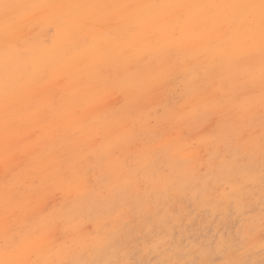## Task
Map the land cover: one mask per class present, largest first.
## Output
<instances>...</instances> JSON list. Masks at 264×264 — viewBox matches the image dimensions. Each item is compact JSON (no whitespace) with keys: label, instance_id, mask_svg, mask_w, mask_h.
I'll return each mask as SVG.
<instances>
[{"label":"rangeland","instance_id":"obj_1","mask_svg":"<svg viewBox=\"0 0 264 264\" xmlns=\"http://www.w3.org/2000/svg\"><path fill=\"white\" fill-rule=\"evenodd\" d=\"M262 5L0 0V264H264Z\"/></svg>","mask_w":264,"mask_h":264},{"label":"bare ground","instance_id":"obj_2","mask_svg":"<svg viewBox=\"0 0 264 264\" xmlns=\"http://www.w3.org/2000/svg\"><path fill=\"white\" fill-rule=\"evenodd\" d=\"M83 1H84V0H83ZM234 4H235V3H234ZM85 14H86L88 17H90V18H91V17H95V13L92 12L91 10H88L87 13H85ZM257 14L260 15V13H257ZM36 15H37V14H36ZM51 29H52V28H51ZM23 31H25V28H24ZM41 39H42V38H41ZM43 39H45V36H44ZM43 39H42V40H43ZM78 41H79V40H78ZM26 47H27V46H26ZM0 53H1V52H0ZM1 57H2V56H1ZM84 61H85V60H84ZM18 63H20V62H18ZM10 70H12V69H11L10 67H8V71H10ZM20 81H21V80H20ZM37 84H38V83H37ZM205 94H206V93H205ZM53 96H54V95H53ZM4 97H5V96H4ZM2 101H3V100H2ZM12 104H13V103H12ZM16 106H17V105H16ZM107 106H108V105H107ZM8 107H9V106H8ZM20 107H21V106H20ZM3 110H4V109H2V111H3ZM20 110H21V109H20ZM43 113H46V112H44V110H43ZM78 113H79V112H78ZM7 115H8V114H7ZM45 115H47V114H45ZM77 115H78V114H77ZM99 117H100V116H99ZM46 118H48V116H47ZM0 120H1V119H0ZM4 121H5V120H4ZM6 121H7V120H6ZM34 121H35V120H34ZM35 122H36V121H35ZM35 122H34V123H35ZM58 122H59V121H58ZM12 123H13V122H12ZM32 123H33V122H32ZM39 123H40V122H39ZM127 123H128V122H127ZM0 124H1V123H0ZM2 124H3V123H2ZM63 124H64V123H63ZM14 125H15V124H14ZM20 125H21V123H20ZM33 125H34V124H33ZM125 125H126V124H125ZM8 126H10V125H8ZM22 126H23V125H22ZM26 126H27V124H26ZM42 126H43V125H42ZM126 126H127V125H126ZM2 127H3V125H2ZM2 127H1V128H2ZM11 127H12V126H11ZM31 127H32V125H31ZM37 127H39V126H37ZM123 127H124V126H123ZM4 128H5V127H4ZM6 128H9V127L6 126ZM120 128H121V127H120ZM124 128H125V127H124ZM185 128H186V127H185ZM26 129H28V128H26ZM84 129H85V127H84ZM117 129H119V128H117ZM3 131H4V130H3ZM51 131H52V130H51ZM80 131H81V130H80ZM0 132H1V129H0ZM52 132H53V131H52ZM90 132H91V131H90ZM114 132H115V131H114ZM114 132H113V133H114ZM116 132H117V131H116ZM7 133H8V132H7ZM9 133H10V132H9ZM54 133H55V132H53V134H54ZM109 133H110V132H109ZM2 134H3V133H2ZM49 134H50V133H49ZM51 134H52V133H51ZM57 134H58V132H57ZM74 134H75V133H74ZM35 135H36V134H35ZM37 135H38V134H37ZM42 135H44V134L42 133ZM9 136H10V135H9ZM23 136H24V135H23ZM38 136H39V135H38ZM42 137H43V136H42ZM80 137H81V136H80ZM4 138L7 139L8 136L6 137V135H5ZM43 139H44V137H43ZM46 139H47V138H46ZM84 139H85V138H84ZM9 140H10V139H9ZM11 140H12V139H11ZM2 141H3V140H2ZM31 141H33V140H31ZM39 141H40V140H39ZM0 142H1V140H0ZM44 142L46 143V141H44ZM87 142H88V141H87ZM2 143H3V142H2ZM10 143H11V142H10ZM10 143H9V144H10ZM25 143H26V142H25ZM48 143H50V142H48ZM23 144H24V143H23ZM36 144H37V142H36ZM0 145H1V144H0ZM13 145H14V144H13ZM18 145H19V143H18ZM70 145H71V144H70ZM89 145H90V144H89ZM89 145H88V146H89ZM171 145H172V144H171ZM181 145H182V144H181ZM10 146H11V145H10ZM56 148H57V147H56ZM179 148H181V147H179ZM31 149H32V148H31ZM38 149H39V148H38ZM64 149H65V148H64ZM183 149H184V148H183ZM0 150H1V149H0ZM8 150H9V149H8ZM181 150H182V149H181ZM1 151H2V150H1ZM6 151H7V150H6ZM6 151H5V152H6ZM11 151H12V150H11ZM20 151H21V150H20ZM26 151H27V150H26ZM28 151H29V150H28ZM35 151H36V150H35ZM81 151H82V150H81ZM84 151H85V150H84ZM89 151H90V150H89ZM21 152H22V151H21ZM45 152H46V151H45ZM66 152H67V151H66ZM69 152H70V151H69ZM17 153H18V152H17ZM24 153H25V152H24ZM27 153H28V152H27ZM67 153H68V152H67ZM87 153H88V152H87ZM3 154L6 155V153H3ZM41 154H42V153H41ZM45 154H46V153H45ZM64 154H65V152H64ZM1 155H2V154H0V156H1ZM4 155H3V156H4ZM24 155H25V154H24ZM38 155H39V154H37L36 157H37ZM42 155H44V154H42ZM3 156H2V157H3ZM6 156H7V155H6ZM9 156H11V155H9ZM51 156H52V155H51ZM71 156H72V155H71ZM46 157H47V156H46ZM48 157H50V155H49ZM10 158H11V157H10ZM37 158H38V157H37ZM70 158H71V157H70ZM70 158H69V159H70ZM89 158H90V157H89ZM89 158H88V159H89ZM12 159H13V158H12ZM73 159H74V158H73ZM76 159H77V158H76ZM28 160H29V159H28ZM48 160H49V159H48ZM91 160H92V159H91ZM11 161H12V160H11ZM9 162H10V160H9ZM13 162H14V161H13ZM27 162H28V161H27ZM47 162H49V161H47ZM77 162H78V160H77ZM110 162H111V161H110ZM154 162H156V160H155ZM29 163H30V162H29ZM36 163H37V162H36ZM41 163H42V162H41ZM57 163H58V162H57ZM61 163H62V162H61ZM64 163H65V162H64ZM80 163H81V162H80ZM80 163H79V164H80ZM84 163H85V162H84ZM84 163H83V164H84ZM0 164H1V163H0ZM33 164H34V163H33ZM49 164H50V163H49ZM83 164H82V165H83ZM110 164H111V163H110ZM177 164H178V163H177ZM4 165H5V164H4ZM12 165H13V164H12ZM40 165H41V164H40ZM47 165H48V164H47ZM53 165H54V164H53ZM63 165H64V164H63ZM66 165H67V164H66ZM76 165H77V163H76ZM104 165H105V164H104ZM134 165H135V164H134ZM32 166H33V165H32ZM74 166H75V165H74ZM74 166H73V167H74ZM135 166H136V165H135ZM153 166H154V165H153ZM155 166H156V165H155ZM157 166H158V165H157ZM25 167H26V166H25ZM44 167H45V165H44ZM55 167H56V165H55ZM57 167H58V168H61L62 166H61V167H60V166H57ZM75 167H76V166H75ZM75 167H74V168H75ZM84 167H85V166H84ZM89 167H91V166H89ZM107 167H108V166H107ZM111 167H113V166H111ZM116 167H117V166H116ZM148 167H149V166H148ZM5 168H6V167H5ZM5 168H4V169H5ZM7 168H9V167H7ZM35 168H37V167H35ZM39 168H40V167H39ZM65 168H66V167H65ZM82 168H83V167H82ZM85 168H86V167H85ZM103 168H104V167H103ZM136 168H137V167H136ZM43 169H44V168H43ZM43 169H42V170H43ZM53 169H54L53 166H48V168L45 167L44 170L47 171V172H50V171L53 170ZM66 169H67V168H66ZM80 169H81V168H80ZM13 170H14V169H13ZM76 170H77V169H76ZM60 171H62V170H60ZM65 171H66V170H65ZM82 171H84V170H82ZM82 171H81V172H82ZM8 172L10 173V171H8ZM41 172H42V171H41ZM62 172H63V171H62ZM74 172H75V171H74ZM90 172H91V171H90ZM103 172H105V171H103ZM116 172H117V171H116ZM119 172H120V171H119ZM13 173H14V172H13ZM30 173H31V172H30ZM51 173H52V172H51ZM64 173H65V172H64ZM112 173H113V171H112ZM166 173H167V172H166ZM38 174H39V173H38ZM43 174H44V173H43ZM58 174H59V173H58ZM62 174H63V173H62ZM66 174H67V172H66ZM68 174H69V173H68ZM77 174H78V171H77ZM95 174H96V173H95ZM116 174H118V173H116ZM16 175H17V174H16ZM137 175H139V174H137ZM137 175H136V176H137ZM2 176H3V174H2ZM29 176H30V175H29ZM38 176H39V175H38ZM49 176H50V174H49ZM66 176H68V175H66ZM75 176H76V175H75ZM79 176H81V175L79 174ZM122 176H123V174H122ZM122 176H121V177H122ZM43 177H44V176H43ZM47 177H48V176H47ZM54 177H55V176H54ZM57 177H58V176H57ZM83 177H84V176H83ZM125 177H126V175H125ZM44 178H45V177H44ZM59 178H60V177H59ZM78 178H79V177H78ZM81 178H82V177H81ZM81 178H80V179H81ZM2 179H3V177H2ZM45 179H46V178H45ZM55 179H56V178H55ZM55 179H54V180H55ZM64 179H65V178H64ZM66 179H67V178H66ZM92 179H94V178L92 177ZM120 179H121V178H120ZM3 180H4V179H3ZM52 180H53V179H52ZM58 180H59V179H58ZM60 180H61V178H60ZM9 181H10V180H9ZM36 181H37V180H36ZM41 181L43 182V180H41ZM120 181H121V180H120ZM7 182H8V181H7ZM42 182H41V183H42ZM73 182H74V180H73ZM92 182H93V181H92ZM96 182H97V181H96ZM98 182H99V181H98ZM130 182H131V180H130ZM154 182H155V181H154ZM0 183H1V182H0ZM5 183H6V182H5ZM9 183H10V182H9ZM29 183H30V182H29ZM65 183H66V182H64V184H65ZM75 183H76V182H75ZM137 183H138V182H137ZM207 183H208V182H207ZM43 184H44V183H43ZM43 184H42V185H43ZM48 184H49V183H48ZM64 184H63V185H64ZM72 184H73V183H72ZM72 184H71V186H72ZM132 184H133V183H132ZM13 185H14V184H13ZM25 185H26V184H25ZM30 185H31V184H30ZM44 185H45V184H44ZM58 185H59V186H63V185H60V184H58ZM77 185H78V184H77ZM98 185H99V184H98ZM155 185H156V184H155ZM186 185H187V184H186ZM16 186H17V185H16ZM73 186H74V185H73ZM129 186H130V185H129ZM131 186H132V185H131ZM131 186H130V187H131ZM153 186H154V185H153ZM221 186H222V185H221ZM29 187H30V186H29ZM69 187H70V185H69ZM82 187H84V186H82ZM97 187H98V186H97ZM100 187H102V186H100ZM100 187H99V188H100ZM7 188H8V187H7ZM8 189H9V188H8ZM21 189H22V188H21ZM21 189H19V190H21ZM44 189H45V188H44ZM47 189H48V188H47ZM63 189H64V187H63ZM63 189H62V190H63ZM80 189H81V188H80ZM159 189H160V188H159ZM161 189H162V188H161ZM14 190H15V189H14ZM25 190H26V188H25ZM40 190H41V189H40ZM99 190H100V189H99ZM4 191H5V189H4ZM15 191H16V190H15ZM22 191H23V190H22ZM36 191H38V190H36ZM43 191H44V190H43ZM49 191H51V190H49ZM217 191H218V190H217ZM0 192H1V191H0ZM16 192H17V191H16ZM45 192H46V190H45ZM51 192H52V191H51ZM65 192H66V191H65ZM73 192H74V190H73ZM75 192H76V191H75ZM75 192H74V193H75ZM5 193H6V192H5ZM11 193H12V192H11ZM19 193H20V192H19ZM71 193H72V192H71ZM159 193H160V191H159ZM36 194H37V193H36ZM137 194H138V193H137ZM217 194H218V193H217ZM217 194H216V195H217ZM3 195H4V194H3ZM12 195H14V193H13ZM47 195H49V194L47 193ZM61 195H62V194H61ZM72 195H74V194H72ZM38 196H39V195H38ZM38 196H37V197H38ZM40 196H41V195H40ZM77 196H78V195H76V197H77ZM16 197H17V196H16ZM32 197H33V196H32ZM32 197H30V198H32ZM34 198H35V197H34ZM44 198H45V197H44ZM64 198L66 199V197H64ZM0 199H2V198H0ZM19 199H20V198H19ZM19 199H17V200H19ZM45 199H46V198H45ZM51 199H52V198H51ZM58 199H59V198H58ZM68 199H70V198H68ZM71 199H72V197H71ZM78 199H80V198H78ZM78 199H77V201H78ZM127 199H128V198H127ZM29 200H30V199H29ZM43 200H44V199H43ZM46 200H47V199H46ZM54 200H55V199H54ZM59 200H60V199H59ZM63 200H64V199L62 198V201H63ZM21 201H22V200H21ZM27 201H28V200H27ZM47 201H48V200H47ZM66 201H67V199H66ZM69 202H70V201H69ZM71 202H72V201H71ZM74 202H75V201H74ZM95 202H96V200H95ZM148 202H149V201H148ZM31 203H32V202H31ZM34 203H35V202H34ZM50 203H51V201L49 202V204H50ZM54 203H55V202H54ZM47 204H48V203H47ZM51 204H52V203H51ZM51 204H50V205H51ZM59 204H61V202H60ZM59 204H57V206H58ZM16 205H17V204H16ZM30 205H31V204H30ZM70 205H71V203H70ZM17 206H18V205H17ZM28 206H29V205H28ZM52 206H53V204H52ZM67 206H68V205H67ZM115 206H116V205H115ZM29 207H30V206H29ZM39 207H40V206H39ZM41 207H42V206H41ZM43 207H44V206H43ZM45 207H46V206H45ZM69 207H70V206H69ZM4 208H5V207H4ZM21 208L23 209V207H21ZM27 208H28V207H27ZM52 208H54V207H52ZM62 208H63V206H62ZM62 208H61V209H62ZM83 208H84V207H83ZM66 209H67V207H66ZM66 209H64V210H66ZM94 209H95V208H94ZM34 210H36V209H34ZM47 210H48V209H47ZM22 211H23V210H22ZM60 211H61V210H60ZM91 211H92V210H91ZM27 213H29V211H28ZM94 213H95V212H94ZM1 214H2V211H1ZM1 214H0V215H1ZM12 214H13V213H12ZM15 214H16V213H15ZM15 214H14V215H15ZM20 214H21V213H20ZM45 214H46V212H45ZM86 214H87V213H86ZM90 215H91V214H90ZM6 216H7V215H6ZM31 216H32V215H31ZM83 217H84V216H83ZM12 218H13V217H12ZM21 219H22V218H21ZM102 219H103V217H102ZM4 220H5V219H4ZM19 220H20V219H19ZM2 221H3V220H2ZM2 221H0V222H2ZM17 221H18V220H17ZM16 223H17V222H16ZM6 225H7V224H6ZM6 225H5V226H6ZM16 225H17V224H16ZM25 227H26V226H25ZM18 228H19V227H18ZM22 228H23V227H22ZM10 229H11V228H10ZM26 229H27V228H26ZM89 229H90V228H89ZM13 230H14V229H12V231H13ZM1 231H2V230H1ZM9 231H10V230H9ZM14 231H15V230H14ZM22 232H23V231H22ZM53 232H54V231H53ZM67 232H68V231H67ZM56 233H57V232H56ZM6 235H7V232H6ZM14 235H16V234H14ZM129 235H130V234H129ZM51 236H52V235H51ZM93 236H94V235H93ZM50 238H51V237H50ZM59 239H60V238H59ZM68 239H69V238H68ZM115 239H116V238H115ZM5 240H6V238H5ZM88 241H89V240H88ZM57 243H58V241H57ZM61 244H62V243H61ZM89 244H90V243H89ZM74 245H75V244H74ZM53 248H55V247H53ZM5 249H6V248H5ZM6 250H7V249H6ZM9 252H10V251H9ZM85 252H86V251H85ZM89 252H90V251H89ZM118 253H119V251H118ZM118 253H117V254H118ZM83 255H84V254H83ZM87 258H88V257H87ZM29 260H30V259H29ZM86 261H87V260H86ZM36 262H37V261H36ZM87 262H88V261H87ZM87 262H86L85 264H87ZM90 262H91V261H90ZM63 264H64V263H63ZM68 264H69V263H68Z\"/></svg>","mask_w":264,"mask_h":264},{"label":"snow or ice","instance_id":"obj_3","mask_svg":"<svg viewBox=\"0 0 264 264\" xmlns=\"http://www.w3.org/2000/svg\"><path fill=\"white\" fill-rule=\"evenodd\" d=\"M262 7H264V5H262Z\"/></svg>","mask_w":264,"mask_h":264}]
</instances>
